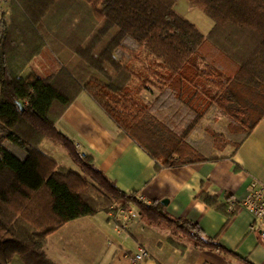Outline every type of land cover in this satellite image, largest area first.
Wrapping results in <instances>:
<instances>
[{
  "label": "trees",
  "instance_id": "1",
  "mask_svg": "<svg viewBox=\"0 0 264 264\" xmlns=\"http://www.w3.org/2000/svg\"><path fill=\"white\" fill-rule=\"evenodd\" d=\"M103 1L8 0L0 13V264H53L42 249L57 229L100 213L119 225L129 209L181 252L231 255L159 201L119 191L56 122L85 93L155 172L231 158L264 116V0H187L213 22L206 35L175 13L178 0H113L102 12ZM44 141L80 173L43 154ZM197 198L227 220L239 207Z\"/></svg>",
  "mask_w": 264,
  "mask_h": 264
},
{
  "label": "crops",
  "instance_id": "2",
  "mask_svg": "<svg viewBox=\"0 0 264 264\" xmlns=\"http://www.w3.org/2000/svg\"><path fill=\"white\" fill-rule=\"evenodd\" d=\"M7 6L8 0H0V13ZM32 69L26 67L21 76ZM156 94L150 88L140 97L150 103ZM56 128L82 156L90 157L119 191L136 193L146 203L166 200L164 207L170 217L197 224L205 236L214 238L233 255L197 250L189 243L181 252L167 242V230L147 226L138 215L133 221L124 217L123 227V218H116L117 225L100 213L68 222L48 236L42 251L53 264H131L130 258L139 251H144L147 258L138 264H264L261 223L246 204L251 184L264 186V116L231 158L159 172H155L147 154L119 131L85 93L69 105ZM47 149L40 151L53 159V148L48 145ZM231 152L230 148L226 150L227 154ZM201 193L221 204L234 202L239 207L227 220L198 200ZM10 264L24 262L14 256Z\"/></svg>",
  "mask_w": 264,
  "mask_h": 264
},
{
  "label": "rangeland",
  "instance_id": "3",
  "mask_svg": "<svg viewBox=\"0 0 264 264\" xmlns=\"http://www.w3.org/2000/svg\"><path fill=\"white\" fill-rule=\"evenodd\" d=\"M112 2H113V0H104L103 3L100 5L101 11L105 12ZM173 10L180 17H182L185 20L192 23L199 30V32H201L202 34L207 33V31H209L210 27L213 26V22L207 16H205L202 12H200L198 9H196L195 7L190 5L187 0H178L176 2V4L174 5ZM42 65H43V60L41 59V57H39V58L35 59L29 66H30V69L33 68V69L39 70V69H41ZM27 71H28V69H27ZM144 95L149 96L146 93H144ZM206 121L209 123H213L211 121V119H209V118ZM217 121H218V123L224 122L221 115L217 116ZM215 123H213V124L215 126L219 127V124H217V123L215 124ZM199 137H200V135L195 136V138H199ZM48 145L53 148V152H54V154H53L54 158L53 159L57 165L65 168V169H69L71 171H74L76 173H80L79 169L71 161H69L65 151L59 145L54 144L50 141H44L42 143V145L39 147V149H43V150L46 149L47 151H49L47 149ZM131 212H132L131 215H127V216H130L131 220L133 221V220H135L137 214H136L134 209H131ZM119 221H120V218H119Z\"/></svg>",
  "mask_w": 264,
  "mask_h": 264
},
{
  "label": "built area",
  "instance_id": "4",
  "mask_svg": "<svg viewBox=\"0 0 264 264\" xmlns=\"http://www.w3.org/2000/svg\"><path fill=\"white\" fill-rule=\"evenodd\" d=\"M139 200L141 199L139 198ZM246 204L251 214L260 221V238L264 240V186H258L257 184L252 183L251 194L249 195ZM131 213V209L127 211L119 210L117 212L116 218H123V220L120 221L121 226H126V220L124 217L131 215ZM145 258H147V254L144 251H139L130 258V263L138 264Z\"/></svg>",
  "mask_w": 264,
  "mask_h": 264
},
{
  "label": "water",
  "instance_id": "5",
  "mask_svg": "<svg viewBox=\"0 0 264 264\" xmlns=\"http://www.w3.org/2000/svg\"><path fill=\"white\" fill-rule=\"evenodd\" d=\"M19 107L21 108L20 105H19ZM160 203H161V205H163V206H166V205H167V201H166V200H162Z\"/></svg>",
  "mask_w": 264,
  "mask_h": 264
}]
</instances>
